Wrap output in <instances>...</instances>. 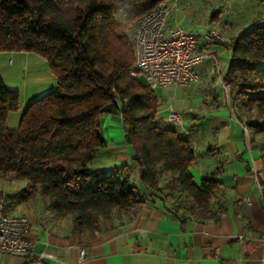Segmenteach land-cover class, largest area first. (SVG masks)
Here are the masks:
<instances>
[{
  "label": "trees",
  "instance_id": "1",
  "mask_svg": "<svg viewBox=\"0 0 264 264\" xmlns=\"http://www.w3.org/2000/svg\"><path fill=\"white\" fill-rule=\"evenodd\" d=\"M163 0H0V52H30L46 61L55 87L20 109L17 90L0 75V177L22 182L21 199H40L56 219H69L90 238L111 218L131 219L147 200L167 202L181 221L217 220L216 169L196 184L188 137L157 118L159 102L133 76L132 24ZM216 14V13H215ZM215 14H212L214 16ZM211 16V17H212ZM222 83L250 137L260 139L264 184V23L254 21L230 42ZM117 114L130 165L90 167L102 137L101 119ZM138 170L141 187L131 180Z\"/></svg>",
  "mask_w": 264,
  "mask_h": 264
},
{
  "label": "crops",
  "instance_id": "2",
  "mask_svg": "<svg viewBox=\"0 0 264 264\" xmlns=\"http://www.w3.org/2000/svg\"><path fill=\"white\" fill-rule=\"evenodd\" d=\"M169 7V24L196 34L199 50L206 52V57L193 67L198 76L194 83L156 88L162 91L160 97L156 96L157 118L188 137L195 155L189 171L196 184L216 169L219 188L212 204L214 209L219 208L218 219L181 221L171 213L167 202L154 199L142 203L131 219L115 216L93 237L82 238L72 233L69 219H56L51 214L40 221L31 207L28 211L23 208L30 222L34 252H48L57 260L34 261L4 254L0 255V264H264V212L253 177L254 172L262 176L260 139L244 133L243 122L233 106V94L222 85L230 60V42L245 27H234L221 9L200 23L189 2L180 6L171 2ZM207 29L216 30L224 42L206 44L201 35ZM9 53L13 58L18 53L16 57L28 71H43L40 79L53 76L40 56ZM33 63L39 66L29 65ZM23 108L20 103L17 125ZM170 111L179 114L178 124L164 122ZM102 120L103 149L111 158L110 165L103 169L130 165L131 151L124 141L119 115L106 114ZM129 172L132 182L143 191L138 170L130 168ZM18 207L9 208V212L18 213Z\"/></svg>",
  "mask_w": 264,
  "mask_h": 264
},
{
  "label": "built area",
  "instance_id": "3",
  "mask_svg": "<svg viewBox=\"0 0 264 264\" xmlns=\"http://www.w3.org/2000/svg\"><path fill=\"white\" fill-rule=\"evenodd\" d=\"M169 1L157 3L139 17L130 29L135 54L133 66L136 69L132 75L142 77L145 85L152 90L172 85L186 87L194 83L198 76L193 67L206 57V52L199 50L196 34L169 24ZM201 36L206 44L224 42L223 37L214 29H207ZM215 66L218 71V64ZM222 85L224 89L227 88L223 83ZM164 122L178 124L180 116L177 112L170 111ZM243 131L247 133L244 126ZM253 177L264 212V184L259 183L256 172ZM4 254L34 261L42 258L57 260L48 252H34L29 219L23 214L10 213L6 208L4 196L0 193V255ZM82 259L83 251H80L79 260Z\"/></svg>",
  "mask_w": 264,
  "mask_h": 264
},
{
  "label": "rangeland",
  "instance_id": "4",
  "mask_svg": "<svg viewBox=\"0 0 264 264\" xmlns=\"http://www.w3.org/2000/svg\"><path fill=\"white\" fill-rule=\"evenodd\" d=\"M174 1L179 6L182 3L189 2L192 6L191 8L194 10L196 21L200 23L207 19L216 9H221L223 13H226L229 22L237 28L246 27L254 21L264 23V0H170L168 3ZM128 34L130 37V30ZM11 54L6 51L0 52V75L8 88L18 91L21 104L26 106L32 100L50 92L55 87L56 83L53 76L50 79H40L39 77L43 75V71H38V68L35 71L32 68L31 71H28L26 69L27 66L23 64L22 60L20 61L16 57L18 53H15L14 58ZM40 60L48 69L46 61L42 58ZM12 65L13 67H9ZM29 65L33 67L34 65L39 66L38 63ZM255 69L259 71L264 70V63H257ZM140 79L143 81L142 77ZM154 94L160 97L162 91L155 89ZM18 114L19 112L9 113L7 123L16 126ZM103 120L100 130L103 128ZM106 152V149H99L90 167L102 169L108 167L111 158L107 157ZM23 186L7 177H0V193L4 196L7 210L9 211V208L19 206L17 208L19 210L18 214H23V208L28 211V208L31 207L34 213L39 216L40 221L41 219L42 221H46L51 215V210L46 207L45 202H43L42 206L41 200L38 198L23 201L20 194V189ZM32 227L33 229H38V226Z\"/></svg>",
  "mask_w": 264,
  "mask_h": 264
}]
</instances>
